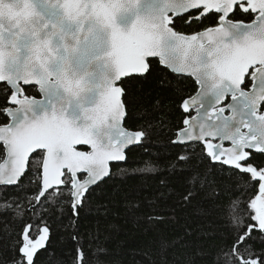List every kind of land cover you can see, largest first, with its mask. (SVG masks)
Returning <instances> with one entry per match:
<instances>
[{
	"label": "snow or ice",
	"instance_id": "snow-or-ice-1",
	"mask_svg": "<svg viewBox=\"0 0 264 264\" xmlns=\"http://www.w3.org/2000/svg\"><path fill=\"white\" fill-rule=\"evenodd\" d=\"M155 70L176 91L196 92L177 106L183 118L171 143L183 151L173 167L182 183L170 210L203 214L193 202L207 203L210 182L198 161L237 178L248 203L223 229L214 264H264V162L255 159L264 155V0H153L143 11L140 0H0V238L11 237L10 264H38L55 235L56 205L78 224L129 146L143 147L147 133L126 128L128 86ZM30 178L34 202L9 216L17 207L9 189ZM127 208L134 222H166ZM73 240L79 264H90Z\"/></svg>",
	"mask_w": 264,
	"mask_h": 264
},
{
	"label": "trees",
	"instance_id": "trees-1",
	"mask_svg": "<svg viewBox=\"0 0 264 264\" xmlns=\"http://www.w3.org/2000/svg\"><path fill=\"white\" fill-rule=\"evenodd\" d=\"M188 92L191 90L178 92L168 85L167 77L159 70L144 80L129 82L127 110L131 119L126 128L147 133L143 147L139 144L126 151L127 161L112 168L113 180L96 189L88 199L78 224L70 223L69 214H60V209L66 208L64 203L56 205V214L50 221L55 235L48 248L54 255L49 257L48 252L42 251L38 264H52L56 260L64 264L75 260L79 264L74 235L79 237L90 264H162L165 259L167 264H214L218 249L224 246L219 239L223 229L232 226L233 216L244 214L250 193L242 181L237 182L235 177L221 178L209 163L198 161L210 182L206 197L201 198L207 203L193 202L203 209V214L196 213L194 208L170 210L178 199L173 193L180 190L182 183L174 175L173 167L177 155L183 154L171 142L175 138V125L183 118L177 110L179 98H189ZM255 159L257 163L264 162V155L256 154ZM162 180L167 181V187L162 186ZM114 189L118 191L112 198ZM9 191H15L16 198L7 203L17 205L9 216L29 207V201L36 195L31 178L24 181L22 189ZM161 192L168 194V198L161 197ZM150 200L155 203L149 204ZM5 204L0 198V208ZM129 204L139 205L138 213L142 216L159 215L166 222L158 227L134 222L128 212ZM36 211L39 213L40 209ZM4 230L5 224L0 223V237ZM10 239V236L0 238V264L11 262L12 252L7 246ZM161 239L167 244L164 250L160 247ZM256 244L259 250V241Z\"/></svg>",
	"mask_w": 264,
	"mask_h": 264
},
{
	"label": "water",
	"instance_id": "water-1",
	"mask_svg": "<svg viewBox=\"0 0 264 264\" xmlns=\"http://www.w3.org/2000/svg\"><path fill=\"white\" fill-rule=\"evenodd\" d=\"M152 2H153V0H140L141 10L143 11V10L145 9V6L148 5V4H151ZM198 89H199V86H197V91H198ZM193 95H196V92H195ZM209 100H210V98L205 97V103H206V104L209 102ZM226 100L230 102V101H231V97H230V96L226 97ZM224 114H225V115H229L230 112L226 109V111H225ZM192 115H196L195 110L192 111ZM127 130H128V129H127ZM129 131H131V130H129ZM243 131H247V130H246V129H243ZM174 140H175V138H174ZM174 140H173V141H174ZM136 145H139V143H137V144H135V145H131V146H129V149H130L131 147L136 146ZM126 151H127V150H126ZM253 151H254V150H253ZM256 154H259V153H256ZM2 162H3V160L0 161V163H2ZM120 163H123V162H120Z\"/></svg>",
	"mask_w": 264,
	"mask_h": 264
}]
</instances>
